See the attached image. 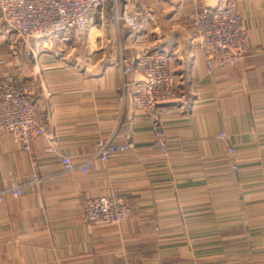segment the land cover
<instances>
[{"label": "crops", "instance_id": "obj_1", "mask_svg": "<svg viewBox=\"0 0 264 264\" xmlns=\"http://www.w3.org/2000/svg\"><path fill=\"white\" fill-rule=\"evenodd\" d=\"M218 1L106 0L84 34L25 49L0 12V77L32 83L47 131L28 149L0 134V264H264V0H236L252 52L210 71L182 22ZM143 48L177 58L178 97L155 117L134 108L141 75L125 70ZM99 141L109 157H96ZM112 190L132 216L86 224L83 202Z\"/></svg>", "mask_w": 264, "mask_h": 264}, {"label": "built area", "instance_id": "obj_2", "mask_svg": "<svg viewBox=\"0 0 264 264\" xmlns=\"http://www.w3.org/2000/svg\"><path fill=\"white\" fill-rule=\"evenodd\" d=\"M105 4L106 0H0V12L9 30L15 33L17 45L25 49L33 40H45L70 31L84 34L88 15L96 10L102 14ZM182 27L189 33L191 46L205 52L210 71L235 66L252 52L249 31L236 0H219L214 6L192 12L182 22ZM176 61V56L169 52L143 48L126 64V72L141 75L132 98L136 110L151 117L156 116L159 106L161 115L168 111L166 106L178 97L172 69ZM31 92L32 83L19 74L0 77V134H11L25 149L29 148L31 138L47 136L44 124L35 118ZM154 134L155 145L165 151L167 144L160 125L156 126ZM219 137L234 160L232 169L238 170L236 148L229 144L224 132H220ZM99 145L96 157H109V144L99 141ZM131 148L132 144L126 143L117 149L123 152ZM62 162L67 170L73 168L68 158H63ZM39 180L35 177L33 181ZM12 192L17 194V187ZM81 212L82 219L90 226L118 227L132 216V207L128 197L112 190L87 199Z\"/></svg>", "mask_w": 264, "mask_h": 264}, {"label": "rangeland", "instance_id": "obj_3", "mask_svg": "<svg viewBox=\"0 0 264 264\" xmlns=\"http://www.w3.org/2000/svg\"><path fill=\"white\" fill-rule=\"evenodd\" d=\"M78 35V34H77ZM80 36V35H79Z\"/></svg>", "mask_w": 264, "mask_h": 264}]
</instances>
